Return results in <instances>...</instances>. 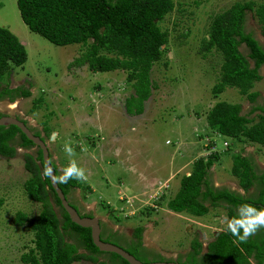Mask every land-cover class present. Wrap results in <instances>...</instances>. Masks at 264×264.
Returning a JSON list of instances; mask_svg holds the SVG:
<instances>
[{"label": "rangeland", "instance_id": "obj_1", "mask_svg": "<svg viewBox=\"0 0 264 264\" xmlns=\"http://www.w3.org/2000/svg\"><path fill=\"white\" fill-rule=\"evenodd\" d=\"M172 1V10L159 21L167 30V42L159 47L160 60L148 71L150 93L142 102L141 113L135 114L124 108L125 99L134 95V80H127V71H91L85 63L79 65L75 58L83 45L50 43L22 23L15 0H0V26L12 32L26 52L23 64L12 66L9 75L1 78L0 87L21 85L29 90L28 96L12 102L1 99L0 112L26 116L31 126L46 127L49 149L59 169L75 160L85 170L87 180H77L79 188L70 193L71 199L93 209L126 237L133 227L143 224L144 244L165 257L184 252L194 237L207 235L209 240L226 223L222 207H209L199 217L165 207L196 158L217 153L208 169L210 183L245 196H251L254 189L244 192L231 176V150L248 155L256 172L264 173V147L222 136L205 118L217 101L239 103L242 113L252 105L233 87L214 96L210 89L217 82L220 54L212 50L202 56L197 52L211 16L237 0ZM244 29L264 48V36L250 12L245 15ZM239 48L246 54L243 44ZM258 71L261 78L252 90L259 93L257 99L263 104L264 65ZM65 144L74 149V156L65 152ZM24 153L35 155V148L15 146L13 156L0 155V264H25L19 257L33 247V232L27 223H13L16 211L30 218L40 209L23 188L29 175L23 166ZM144 207L153 208L143 215L139 211ZM54 210L58 208L54 206ZM67 241L75 243L70 238ZM101 260H107L106 255L70 264Z\"/></svg>", "mask_w": 264, "mask_h": 264}, {"label": "trees", "instance_id": "obj_2", "mask_svg": "<svg viewBox=\"0 0 264 264\" xmlns=\"http://www.w3.org/2000/svg\"><path fill=\"white\" fill-rule=\"evenodd\" d=\"M15 4L20 20L31 32L54 45H83L80 56L75 58L79 65L85 63L91 71H127V80H134V95L125 99L124 108L128 113H141L142 102L150 93L148 71L153 62L160 60L162 50L159 47L167 42V30L159 26V21L172 10V0H15ZM247 12L252 14L264 35V3L237 0L211 16L197 52L202 56L212 50L220 54L217 82L210 89L214 96L225 87H233L252 103L258 93L251 91V87L261 78L258 69L264 64V48L251 32L244 29ZM241 44L247 49L246 54L240 50ZM25 59L23 43L0 26V80L9 75L12 66L22 65ZM28 95L29 90L21 86L0 87V99L6 97L12 101L17 96ZM205 118L208 126L222 136L264 147V103L252 105L248 112L242 113L239 103L217 101L206 112ZM30 144L16 126L0 125V155L11 157L15 146ZM238 150H231L230 174L243 191L256 184L257 192L244 196L225 187H213L208 179V169L218 157L213 151L192 162L189 173L182 174L177 191L166 200L165 207L197 217L206 215L209 207H222L227 221L249 214L247 208L240 207L242 204L264 210V173H257L252 159ZM23 166L29 173L23 182L24 191L31 200L39 203L40 209L30 218L21 211L14 215L15 225L27 223L33 232V247L20 255L21 262L70 264L83 259L96 261L97 255L107 254V260L97 261V264H128L113 252L99 251L91 242L89 228L69 220L48 177L43 175L44 164L39 149L35 155L23 154ZM66 167L68 165L63 169ZM57 185L63 194L70 188H79L75 179ZM2 202L0 197V205ZM54 206L58 210H54ZM151 208L144 207L139 212L148 215ZM141 229L140 226L133 228L136 241L126 250L147 262L136 252ZM240 232L243 234L242 229ZM69 238L75 243L68 242ZM78 247L84 252H79ZM190 248L192 252L187 258L202 251L201 260L206 264H260L264 252V227L242 243L227 231L226 224L204 248L197 238L190 241Z\"/></svg>", "mask_w": 264, "mask_h": 264}, {"label": "flooded vegetation", "instance_id": "obj_3", "mask_svg": "<svg viewBox=\"0 0 264 264\" xmlns=\"http://www.w3.org/2000/svg\"><path fill=\"white\" fill-rule=\"evenodd\" d=\"M260 75V74H259ZM21 85H15L14 87H10V88H16V87H19ZM19 96L15 97L12 101H14L15 99H17ZM4 99V98H2ZM5 99H7L5 97ZM1 100V99H0ZM8 100V99H7ZM12 101H9V102H12ZM11 115V116H14L16 118H19L21 119L24 124L28 127V129L31 131V133L33 135H36L38 136L42 141H44L46 144H47V148H48V153H49V160L51 162V165L52 167L54 168V173H55V176L56 177H59L61 174H62V169H63V166L58 167V163L57 161H55V159L53 158L52 154H51V151L49 149V137L47 135V128L46 129H43L44 127L42 126L41 128H38V127H35V126H31L27 119L25 118L26 116H19L17 115L16 113H13V114H8L7 112L5 113H1L0 112V115ZM28 117V116H27ZM22 133V132H21ZM17 147H21V146H17ZM31 147H34L35 148V153L37 151V149H39L38 146H34V144H30L29 146L27 147H21V148H31ZM40 150V149H39ZM233 177V176H232ZM209 179V178H208ZM210 182V180H209ZM237 182V181H236ZM211 184V183H210ZM212 185V184H211ZM214 187V186H213ZM77 188V187H76ZM216 188H222V187H216ZM226 188V187H225ZM250 188H253L254 189V193L257 192V185L255 184L253 187L251 186ZM73 189L75 188H70L64 195H65V198L67 199L68 203L73 207L75 208V210L77 211V213L80 215V216H96L98 218V225H99V237L102 241H106V242H110V243H113L115 245H118L122 248H124L126 250V248L128 249L129 247H131V244L133 241H136V239L133 237L132 235V230L133 228L131 229V234L129 237H126L125 235H123L121 233V230L120 229H115L113 227H111V225H109L108 223H105L104 221V217L100 216V215H96L93 211V209H89L86 206L82 205V202H79V201H73V199H71L70 197V193L73 192ZM228 189V188H227ZM249 189V188H248ZM247 189V190H248ZM230 190V189H229ZM246 190V191H247ZM256 190V191H255ZM244 191V192H246ZM253 193V194H254ZM243 195V194H242ZM245 196V195H244ZM72 202H70V201ZM225 219H226V223L225 225L227 224V218L226 216H224ZM224 223V222H222ZM137 226H140L142 229L140 231V238H139V241H140V245L138 247H136V252L138 253L139 256L145 258L148 261H175V262H179V263H186V264H192L190 262H194L196 264H199V263H204L206 264L205 262H203L201 259L202 257V251L200 252H197L195 253L193 256H190L189 258H187V255H189V252H192L191 248H190V240L189 243H188V247L187 249L182 252V253H179L177 252L174 257L170 256V257H165V256H162L161 253H158L156 252L155 250L147 247L143 240H142V232L144 230V225L143 224H140V225H137ZM136 227V226H135ZM144 227V228H143ZM223 229V228H222ZM221 230V229H220ZM218 231H215L213 233V235L217 234ZM213 237V236H212ZM212 237L210 239H212ZM194 238H197V237H194ZM203 238V239H202ZM201 238L200 236V239L197 238L198 241L201 242V246L202 248H204L206 246V243L210 240L207 239L206 241V238H207V235H204L203 237ZM205 238V240H204ZM205 241V242H204ZM75 242V241H74ZM204 243V244H203ZM135 248V246H134ZM127 251V250H126ZM128 252V251H127ZM152 253H154L155 255H152ZM131 254V253H130ZM101 255V254H99ZM105 255V254H104ZM106 257H107V254H106ZM136 258V257H135ZM141 261V260H140Z\"/></svg>", "mask_w": 264, "mask_h": 264}, {"label": "water", "instance_id": "obj_4", "mask_svg": "<svg viewBox=\"0 0 264 264\" xmlns=\"http://www.w3.org/2000/svg\"><path fill=\"white\" fill-rule=\"evenodd\" d=\"M0 125L7 126V125H14L16 126L20 132L24 134V136L31 141L34 146H38L41 152V160L45 166V163L50 161L49 160V153L47 144L42 141L38 136L33 135L28 127L24 124V122L11 115H0ZM52 173L55 176L54 168L50 164ZM49 184L55 193L56 197L59 200L60 206L64 209L67 213L69 220L80 227H87L89 228L90 238L92 244L99 250L103 252H113L124 259L128 264H186V263H179L175 261H148L142 262L139 259L135 258L132 254L127 252L124 248L115 245L110 242L102 241L99 237V225H98V218L96 216H80L75 208H73L65 198V195L61 192L60 188L58 187L57 183L53 181L52 178H49ZM162 254V253H161ZM164 256V255H163ZM174 257V256H172ZM264 264V252L262 255L261 263Z\"/></svg>", "mask_w": 264, "mask_h": 264}, {"label": "clouds", "instance_id": "obj_5", "mask_svg": "<svg viewBox=\"0 0 264 264\" xmlns=\"http://www.w3.org/2000/svg\"><path fill=\"white\" fill-rule=\"evenodd\" d=\"M64 150L69 156L75 155L74 149L69 144H65ZM50 164V161L45 163L43 175L45 177L52 178L55 183H67L70 179L78 181L87 180L85 170L79 167L75 160H72L69 166L62 170V174L59 177L54 176ZM188 173L189 172L186 174ZM240 207L247 208L249 214L239 216V219L233 218L232 220L227 221V231L243 243L246 242L249 237L254 235L260 228L264 227V210L258 211L250 204H242ZM241 229L243 234L240 232Z\"/></svg>", "mask_w": 264, "mask_h": 264}, {"label": "crops", "instance_id": "obj_6", "mask_svg": "<svg viewBox=\"0 0 264 264\" xmlns=\"http://www.w3.org/2000/svg\"><path fill=\"white\" fill-rule=\"evenodd\" d=\"M263 36H264V35H263ZM257 41H258V40H257ZM259 44H260V43H259ZM260 45H261V44H260ZM262 65H264V64H262ZM262 65H261V66H262ZM258 73H259V71H258ZM259 74H260V73H259ZM255 82H256V81L253 82L252 87H253V85H254ZM252 87H251V91H256V90H254V89L252 90ZM256 92H257V91H256ZM257 93H258V92H257ZM258 95H259V93L257 94V97L255 98V101L251 103L252 105H256V104H259V103H260V102H259L260 100L257 99V98H258ZM256 102H257V103H256ZM252 105H251V106H252ZM187 172H188V171H186L185 173H187ZM144 187H145V186H144Z\"/></svg>", "mask_w": 264, "mask_h": 264}, {"label": "built area", "instance_id": "obj_7", "mask_svg": "<svg viewBox=\"0 0 264 264\" xmlns=\"http://www.w3.org/2000/svg\"><path fill=\"white\" fill-rule=\"evenodd\" d=\"M223 145H225V146H226V145H227V143L224 141V142H223Z\"/></svg>", "mask_w": 264, "mask_h": 264}]
</instances>
